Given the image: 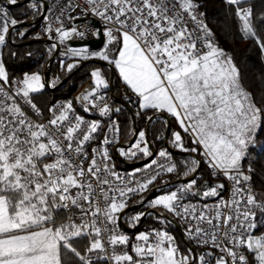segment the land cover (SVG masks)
<instances>
[{
	"label": "snow or ice",
	"instance_id": "1",
	"mask_svg": "<svg viewBox=\"0 0 264 264\" xmlns=\"http://www.w3.org/2000/svg\"><path fill=\"white\" fill-rule=\"evenodd\" d=\"M223 2L237 35L264 55V12L251 0ZM15 6L23 17L10 14ZM201 7V0H3L0 264H264V195L248 163L257 149L264 154V98L244 86ZM29 16L42 17L43 33L33 39L52 41L48 56L62 57V71L104 62L75 100L42 104L48 82L40 72L9 74L4 52L13 35H28L30 26H19ZM90 36L101 49L68 44ZM109 68L122 87L119 105L107 92ZM125 108L133 125L145 122L130 130L127 148L118 119ZM114 153L146 162L122 172Z\"/></svg>",
	"mask_w": 264,
	"mask_h": 264
},
{
	"label": "trees",
	"instance_id": "2",
	"mask_svg": "<svg viewBox=\"0 0 264 264\" xmlns=\"http://www.w3.org/2000/svg\"><path fill=\"white\" fill-rule=\"evenodd\" d=\"M251 3L254 6L255 13L264 12V0H251ZM201 4L202 7L200 11L205 13V22L214 32V38L219 46L225 50L228 55L233 57V60L240 71L244 86L254 94L257 93L254 91L257 85L264 90V55H261L259 49L254 46L250 40H242L237 35L235 24L232 17L228 14L227 5L223 0H201ZM11 13L14 17L21 18L24 16L25 9L20 7L13 8ZM31 19L33 18L29 16L27 21ZM35 27L36 25L28 27V35L23 39L13 35L15 43L10 42L4 52L3 59L6 62L9 74L13 77H19L24 72H40L43 75L45 67L49 62V45L45 43L48 40L45 37L42 42H35L32 38V33ZM261 35H264V32H262ZM12 52H15L16 56H12ZM29 53H31V55H28ZM59 60L60 57L57 56L50 67L49 83L58 77L59 79L56 80L55 84L58 85L68 75L72 74V76L60 89L56 91L44 90L39 94L40 103L42 104L50 106L55 100L61 98H71L72 100H75L76 94L86 84H91L89 73L92 68L97 66V64H88L73 74L76 69H74L72 73L62 71L59 67ZM105 75L109 77L108 69L105 70ZM113 90L114 95L121 99L122 87L118 82V77L115 75L113 79ZM107 92H109V89ZM260 98H264L263 92L257 97V99ZM124 111L126 113L125 115L118 116L122 128L120 142H128L132 137L130 130L133 128V124L132 121L128 119V112L125 109ZM134 127L137 130L143 129L145 127V122L137 119ZM153 127H159V125ZM159 144L160 142L156 141L152 144V147L158 150ZM258 151L259 150L257 149L256 152H253V154L249 156L248 163H250L256 170L254 173L255 191L260 195H264V154L257 155ZM125 161L127 163L136 164L143 160H137L135 162L128 160ZM116 163L117 166H122L118 160H116ZM133 203L135 202L133 201L132 204ZM134 210L129 211V213ZM175 235L178 239H181L176 230Z\"/></svg>",
	"mask_w": 264,
	"mask_h": 264
},
{
	"label": "water",
	"instance_id": "3",
	"mask_svg": "<svg viewBox=\"0 0 264 264\" xmlns=\"http://www.w3.org/2000/svg\"><path fill=\"white\" fill-rule=\"evenodd\" d=\"M3 2V0H1ZM10 8L12 6H9ZM19 6H15L14 8H17ZM42 17H37L35 20H32V21H27V25L22 23L19 27L20 28H25L26 26H32L34 25L35 23H37L39 20H41ZM11 31V30H10ZM35 42H42V41H35ZM46 44L50 45L52 43V41H46L45 42ZM70 47H82L84 45H87L89 47L90 50H99L102 48V42L101 40L99 39H93V40H90L86 43H80V42H69L68 43ZM57 53H53L52 57L49 59V62L47 64V67L45 68V71L43 73V77L44 79L48 82V85L46 86L45 90L47 91H56L58 89H60L62 86H64L66 84V82L71 78L72 74L68 75L60 84L58 85H55V87L51 86V84L49 83V71H50V67L53 63V61L55 60V58L57 57ZM97 64V65H103L104 62H101V61H97V60H92V61H86V62H83L80 67L76 68V70L73 72L76 73L78 72L79 70H81L84 66L88 65V64ZM109 70V78H110V88H109V93H110V97L114 95V90H113V79H114V71L113 70H110V68L108 69ZM89 87V84H86L75 96V98L80 95L82 92H84V90L86 88ZM115 96V95H114ZM115 103H117L118 105L119 104H122L123 101L121 99H119L118 97L115 96ZM125 110L127 112H129V109L125 108ZM133 124V123H132ZM134 127V125H133ZM134 139V137L132 136L130 138V140L128 141V143L126 145H124L126 148L128 146H130V142ZM117 160L119 161V163L125 167H139L141 165H143L146 161H142V162H139V163H136V164H132V163H127L125 160H123L122 158L120 157H117ZM151 195H156L155 192H153ZM151 198V196H150ZM139 207H142V206H136V208H139ZM131 210H134V208L132 206H130V208L128 209V211H131ZM127 231H134V230H131V229H126ZM175 230L176 232L178 233V235L180 236V238L182 239V233H181V230L180 228L177 226L175 227Z\"/></svg>",
	"mask_w": 264,
	"mask_h": 264
},
{
	"label": "built area",
	"instance_id": "4",
	"mask_svg": "<svg viewBox=\"0 0 264 264\" xmlns=\"http://www.w3.org/2000/svg\"><path fill=\"white\" fill-rule=\"evenodd\" d=\"M22 2H23V0H22ZM54 2V0H44V3H46V4H48V3H53ZM0 4H3V2L0 0ZM10 14L13 16V14L10 12ZM49 15H51V13H49ZM14 17V16H13ZM37 18V17H36ZM36 18H33V19H31V20H28V21H32V20H35ZM205 20V19H204ZM34 25H36V27H35V29H34V31H33V33H32V38H33V36L36 34V33H43V27H44V25H43V20L41 19V20H39L37 23H35ZM33 26V25H32ZM90 26H91V22H90ZM83 30V29H82ZM45 39V37L44 38H41V39H34L35 41H43ZM93 39H95L94 37H89L87 40H84V41H80V40H70L69 42H80V43H86V42H88V41H90V40H93ZM215 39V38H214ZM68 42V43H69ZM218 46H219V44H218ZM220 47V46H219ZM221 48V47H220ZM108 95L110 96V93L108 92ZM67 100H72L71 98H61V99H57V100H55L53 103H63V102H65V101H67ZM121 100L123 101V96L121 97ZM52 103V104H53ZM134 111V110H133ZM118 119H119V117H118ZM120 121V120H119ZM128 142H120V145H126ZM117 157H118V155L117 154H115L114 153V158H115V160H117ZM117 168H118V170H120V171H122V172H126V173H130L131 171H132V169L133 168H129V167H125V166H121V167H119V166H117ZM156 193V195L157 194H159L158 192H155ZM135 203H133V205H134ZM131 206V205H130Z\"/></svg>",
	"mask_w": 264,
	"mask_h": 264
},
{
	"label": "rangeland",
	"instance_id": "5",
	"mask_svg": "<svg viewBox=\"0 0 264 264\" xmlns=\"http://www.w3.org/2000/svg\"><path fill=\"white\" fill-rule=\"evenodd\" d=\"M58 57H60V59H62V57L61 56H59V55H57ZM46 67H47V65H46ZM45 67V68H46ZM92 70V69H91ZM90 70V71H91ZM42 75V74H41ZM43 76V75H42ZM90 82H91V80H90ZM255 83H256V81H255ZM51 84V83H50ZM51 86H52V84H51ZM254 91L255 92H257L255 95H257V97H259L261 94H262V92L264 93V90L263 89H261L258 85H257V87H255V89H254ZM253 93V92H252Z\"/></svg>",
	"mask_w": 264,
	"mask_h": 264
},
{
	"label": "crops",
	"instance_id": "6",
	"mask_svg": "<svg viewBox=\"0 0 264 264\" xmlns=\"http://www.w3.org/2000/svg\"><path fill=\"white\" fill-rule=\"evenodd\" d=\"M119 157V156H118ZM121 158V157H120ZM123 159V158H122ZM123 160H125V159H123Z\"/></svg>",
	"mask_w": 264,
	"mask_h": 264
}]
</instances>
